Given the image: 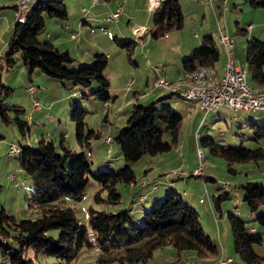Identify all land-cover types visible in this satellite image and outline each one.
Returning a JSON list of instances; mask_svg holds the SVG:
<instances>
[{
  "label": "trees",
  "instance_id": "1",
  "mask_svg": "<svg viewBox=\"0 0 264 264\" xmlns=\"http://www.w3.org/2000/svg\"><path fill=\"white\" fill-rule=\"evenodd\" d=\"M246 1L252 8H264V0ZM46 16L67 18L66 1L37 0L26 15L20 13L17 16L8 46L0 58H5L4 66L9 70L20 59L27 67L30 78L38 68L49 77L77 85L84 98L93 96L102 103L108 102L112 96L111 82L105 73L107 54L96 52L92 63L76 65V58L68 50L40 39L46 26ZM183 26L184 12L180 0H162L153 11L150 33L154 38H160ZM245 30L247 28L238 26V31ZM114 39L126 49L132 61L135 42L138 41L135 38ZM15 54H19L18 59L14 58ZM220 54L214 35L205 34L202 44L183 59L184 73L208 65L215 67ZM246 60L250 80L256 87L263 85V39L256 36L248 38ZM0 88L7 90V94L11 90V87L3 84L1 76ZM172 94L174 92L171 91L170 95L152 102L133 104L126 124L113 138L120 145L125 161L118 170L112 168L111 161H107L104 169L93 171L87 151H91V140L100 137L101 133L88 127L86 116L90 111L80 102L72 103L71 117L77 125L76 137L81 151L74 150L66 143L65 134L61 135L59 143L42 137L37 145L21 144L17 152L20 166L37 189L33 195L34 202L29 204L35 215L19 219L5 207H0V264H75L84 251L96 253V264H110L114 261L121 264H149L154 252L166 246L177 250L176 260L167 264H187L183 253L190 250L195 251L197 257H218L220 248L204 229L198 210L176 187L169 186L165 196H154L150 206L144 207L142 215L136 220L130 208L111 211L90 206L87 210L88 224L81 225L74 206V201L83 196L91 179L100 185L94 199L119 203L123 196L118 184L129 187L137 183L132 163L146 154L155 156L168 152L179 142L183 115L167 103L158 105V102ZM24 112L21 105L5 102L0 92V121H14L23 135L28 129V120L22 118ZM250 125L255 140L264 138V123L252 121ZM165 136L169 139L166 140ZM202 146L207 147L213 155L224 158L234 173L237 171L233 167L236 163L259 164L264 160V147L260 146L222 143L211 136L201 138L200 149L204 154ZM182 173L185 175L179 178L194 175L207 179L208 176L205 170L201 175H195L192 171L190 174L188 171ZM154 183L157 181L152 182L155 193L159 185ZM148 185L144 180L141 187ZM240 187L251 213L258 215V220L264 224V182L247 181ZM103 191L106 192L105 196L102 195ZM145 199V195H139L140 202L143 203ZM216 206L220 209L219 203ZM229 217L236 253L246 264H264V256L255 248L256 244L262 243L263 237L255 235L247 221L235 213H229ZM80 264L92 263L81 261Z\"/></svg>",
  "mask_w": 264,
  "mask_h": 264
},
{
  "label": "rangeland",
  "instance_id": "2",
  "mask_svg": "<svg viewBox=\"0 0 264 264\" xmlns=\"http://www.w3.org/2000/svg\"><path fill=\"white\" fill-rule=\"evenodd\" d=\"M65 1L68 7H70L69 18L73 21L75 15L72 6L81 2H79V0ZM84 1L85 3L83 5H85L88 10H91L90 1ZM183 1L185 13L184 26L179 30L169 32V35L173 39L180 38V41L184 40L183 42H185L189 38V35H194V33L198 32L201 41L202 36L207 30L208 32L212 30L214 34H218V24H222L224 30L229 33V30H227L228 24L231 26L230 32L235 39L236 45H240V40H243V44L247 47L249 35L253 36L251 34L258 33L257 31L264 32V29L260 30L257 25V23L264 24V9H252L249 5H240L237 7L238 9H236L232 4L229 10H219L216 8L215 12L212 5L208 2L201 4V0H195L193 3H186L185 0ZM100 2H107V0H100ZM240 2L244 3L245 0ZM134 3V0H117V4L125 7V10H129ZM31 5L33 6V4L29 3L30 7L27 10L24 9V15L30 11ZM123 10L124 9H122V12ZM15 12L16 10L12 4H4V1L0 0V38L4 37L8 30L6 24L8 19L7 16L10 17L11 14ZM110 13L112 12H109L107 16H109ZM105 19L106 16L103 17L101 24L98 25V28L95 30L101 31L100 34H103L105 31L110 32L111 37L115 34L116 25L112 22L104 21ZM56 20V18L46 16V26L40 34V39L42 41L47 39V33L50 32V29L53 26L56 27ZM127 21L128 20L125 22ZM237 21H240V27L244 28H247L248 24L251 22L256 24V32H254L255 30L252 31L251 27H248L247 33H245V31H238ZM92 24L96 26L97 22ZM100 34L89 31L85 37V44L89 46L100 44L103 48L107 49V52L110 51L113 55L109 60L107 72L112 75V93L114 95L119 94L120 100H118L117 103H112L114 106L110 113V122L105 120L108 109L104 106L102 101L93 96L84 98L80 87L72 82L66 80L60 81L49 77L38 68L35 69L30 78L27 67L22 60L18 59L19 54L14 55V58L18 60L9 70L4 66L5 58L0 59V76L2 82L11 87L8 94L7 90L0 88L1 98L7 103L21 105L25 109L22 118L28 120V129L25 135L21 133L17 123L14 121L9 123L0 121V183L2 184L0 190V207H5L10 214L15 215L19 219L34 217V211L29 204L34 202L33 195L36 194L37 189L20 166L18 153L11 154L9 152L11 144H15L19 147L21 144L37 145L42 137L48 140L53 139L56 143H59L61 135L65 134L66 143L74 150L78 152L81 151V146L76 137L77 125L71 117L72 103L74 101L80 102L84 108L90 111L86 116L88 127L101 133L100 137H94L91 140V151H87L92 160L93 171L99 172L104 169V164H108L106 163L107 161H111L112 168L118 170L124 165L125 161L121 152V147L113 137L119 132L121 127L126 124V110L128 109L125 108L123 111L116 110L120 102H124L123 97L126 90V86H124V89L118 90L119 75L121 72L132 70L129 76L140 79V86L136 84L131 91L132 93L134 89L137 88L140 92H148L150 94L156 87L163 88L162 91L171 92L170 87L164 89L165 86L157 85L158 80L163 78L166 79L164 71L166 63H162L160 60L161 56L170 55L172 59L179 56L177 48L172 47L173 45H170L168 41H166L169 38L160 37L155 39L152 37L151 33H148L145 36L144 42H138L136 45V50L133 55L138 58V65H135L129 60L127 51L126 54H122V52L115 50L117 47L125 49L124 47L122 48L118 45L115 40L112 41L113 43H109V39ZM78 35V39L83 40L82 34L78 33ZM219 46L221 53L220 59L222 58V60H224V49L221 45ZM63 50H66V48H63ZM232 52L233 58H236L233 50ZM111 69H113V72H111ZM147 78L150 80L149 86L146 84ZM179 82H176V84H181V80ZM249 82L254 85L250 80ZM29 85H34L36 87L37 91L35 95H31L27 91ZM35 98L42 105L39 109L40 113L33 112L32 110ZM152 99L153 98L147 100L145 103L151 102ZM167 100H172V107L184 115L180 126L179 142L168 152L156 156L146 154L140 160L132 163L137 175V183L129 187L118 184V189L123 196L119 203L94 199V195L100 190V185L94 179H91L83 196L74 201L80 224H88L87 210L90 206L96 209H109L111 211L130 208L134 220L138 219V217H140V211H143L144 207L150 206L154 196L158 194L165 196L169 185L163 180V177H171L176 179L178 183L176 188H178L179 192L198 210L204 229L210 234L212 240L218 244L220 248L218 262L221 258L230 257L234 260L233 264H246L235 251V239L231 230L229 213H235L238 217L246 220L248 227L253 226L257 228L254 234L262 236L263 241L261 244H256L255 248L261 256H264V224L258 220V215L251 213L247 202L244 200L243 189L240 187L244 182L259 181V179H261L260 174L262 171L257 163H236L233 167L237 168L239 172L234 173L230 171L228 163L224 158L213 155L207 147L202 146L207 165L205 174L214 179H205L203 176L194 175L179 178L180 175L178 174V172L182 173L186 171L182 170L180 172L179 170L182 169V167L189 169L194 165V154L197 159V149L199 150L200 148L197 147L194 135L198 131L202 132V137H205L204 135L209 136L208 134H210L214 136L213 138L215 140L227 144L238 145L243 143L244 146L248 147H256L264 144V140L257 142V140L251 139V132L253 130L248 126L247 122L241 123V121L238 120V115L245 113L251 116L249 121L254 120L256 123H262L264 122V110L246 112L241 110L234 114L224 109L222 111L220 110L224 117L219 118L217 112H211L206 116L204 112L201 111L200 105V107L193 106L191 111H187V105L183 97H180L177 93H174L172 97H167ZM116 112L120 113V115H116ZM12 114L14 115V113ZM28 116L31 117L28 118ZM107 135L112 137L111 143L105 142ZM165 139L168 140L169 138L165 136ZM199 141L201 145V138ZM179 156L181 157L180 160L177 159ZM263 163L264 160L261 161V164ZM252 169L254 170L252 171ZM262 169L264 170V167H262ZM191 171L192 169H189L188 173L190 174ZM13 174H15V179L9 180V177ZM143 177L146 182L148 180L149 185L145 188L143 187L142 189L136 190L137 187H141V180ZM153 181L162 182L155 193L152 190ZM225 183L230 184L232 189L228 190ZM140 194L146 196L143 203L139 201ZM102 195L105 196L106 192L103 191ZM202 198L205 200V203L200 201ZM217 203L220 204V209L217 208ZM48 232H51V230ZM30 255L33 256L32 253ZM95 255L96 253L94 252L90 254L89 251H84L82 257H79L75 264H80L81 261H90L92 264H96L94 262ZM176 258L177 250L172 246H166L157 249L148 263L167 264L176 260ZM216 258L217 257L211 255H207L206 258L197 257L196 252L192 250L184 251L183 253V259L187 264H216ZM3 264H7V262H3ZM110 264L121 263L114 261Z\"/></svg>",
  "mask_w": 264,
  "mask_h": 264
},
{
  "label": "crops",
  "instance_id": "3",
  "mask_svg": "<svg viewBox=\"0 0 264 264\" xmlns=\"http://www.w3.org/2000/svg\"><path fill=\"white\" fill-rule=\"evenodd\" d=\"M3 1H4V4H12V6L15 8L16 12L12 13L10 17L7 16L8 19H7L6 24H7L8 30H7V33L4 35V37L0 38V58L4 54V52H5V50H6L7 46H8V41H9L11 35H12V32H13L14 21L17 18V16L20 14V12L16 8V6L22 0H3ZM36 1L37 0H33V1L29 2V3L30 4H35ZM87 1H90L89 3H90L91 10H88L87 7H85V5H83L85 3L84 0L83 1L79 0V2H81V3H76V4H74L72 6L73 12H74V15H75V19L73 21L69 18L70 7H68V5H67V8H68V17L67 18L61 19V18L53 17V18L57 19L56 20V27L53 26L50 29V32L47 33V36H48L47 39L44 40V41H50V42L54 43L56 46H58L62 50H63V48H66V50H68L76 58V65H79L81 63L92 62V60L94 58V54L96 52H103V53L107 54V56H108V65H109V60L113 56L110 51L107 52L106 51L107 49L103 48L100 44H94L93 46H89V45L85 44L86 43L85 42V37H86L87 33H89V31L90 32H96V33L100 34L101 31H97L95 29L98 28V25L101 24V21L103 20L104 16H106V19L104 21L112 22L113 24L116 25L115 34H113L111 37H110V32H107V31L103 32V34H100V35H104V37H107L109 39V41H110L109 43H113L112 41L115 40L114 39L115 37H122V38H128V39H134L135 38L137 40V37H136V35L134 33V29H135V27L140 26V25H146L148 27V31L146 32L145 36L148 33H150V28L152 26L153 11H149V9H148V0H134L135 3H134V5L132 7L129 8V10H127V9L125 10V7H123V9H124L123 12H121L119 18L116 19V20H108L107 19V17H108L107 14L109 12H114L117 9V7L120 4V3L117 4V0H114V1L107 0V2H100V0H87ZM240 1H242V0H212V1L201 0L200 3L201 4H205L206 2H208L209 4L212 5V8H213V10L215 12H216V8L219 9V10L220 9L229 10L230 9V5H232V4H233L232 6H234L236 9H238L237 7L240 6V5H244V6L249 5L246 0H245L244 3H241ZM185 2L186 3H193V2H195V0H185ZM180 3H181V6H182V10L184 12V1L180 0ZM252 9H258V8H252ZM261 9H264V8H261ZM22 13H23V11L21 12V14ZM184 19H185V13H184ZM126 20H128V21L125 22ZM94 22H97L96 26H94L92 24ZM236 24H237V28H238V26L241 25V22L237 21ZM257 25L259 26L260 30L264 29V27H263L264 24L263 23H257ZM257 25L251 22V23L248 24V27H251V30L254 31L255 27ZM248 27H247V30H245V33H247V31H248V29H249ZM220 28L223 29L224 32H226L224 30V26L222 24H218V27H217L218 34H214V32L212 30H210V29H209L210 31L208 32V30H207V32L205 34L212 33L214 35V37L216 38V40L218 42V45H221L223 47V49H224L225 59L222 60V58H221V59H219L220 62L218 61L215 64V67H216V69L218 71V75L221 77L225 73V66H226V63L228 61V55L226 53V50H225L224 46L218 40V35H219V32H220ZM227 30H229V33L228 32H226V33H228L230 36L233 37V35L230 32L231 26L228 25V24H227ZM254 32H256V30ZM257 32L258 33H253L251 35L263 39L264 38V35H263L264 32H261V31H257ZM78 33L82 34V36H83L82 39L83 40L78 39L79 38L78 37L79 36ZM199 35L200 34L198 32L194 33V35H189V38L185 42H183L184 40L180 41V38L179 39H173L169 35V33H167L166 35L162 36V37H165L166 39L169 38L166 41H168V43L170 45L172 44L173 45L172 47L177 48V53L179 54V56L177 58H174V59H172V56H170V55H168V56H166V55L164 56L163 55L160 58L162 63L163 62L166 63V66L164 68L165 78L169 82H171V83L179 82L181 80V78L183 77L184 68H183L182 61L195 47H198L199 44L200 45L202 44V38H201V41H200ZM145 36H144V39H145ZM249 37H251V36L249 35ZM155 39H158V38H155ZM170 39H171V41H170ZM175 40H177V41H175ZM241 41H242V44H241ZM138 42H135L134 52L136 50V45L138 44ZM148 42L152 43L151 41H148ZM118 45H120V44H118ZM63 46H65V47H63ZM121 47L123 48V46H121ZM219 48H220V46H219ZM115 50L116 51L118 50L119 52H122V54H126V50L125 49H120L119 47H117V48H115ZM232 50L234 51V55L236 56V58H234L235 65L238 66V67H241V68H246L247 71H248V79L250 80V75H249V70H248V63H247V60H246V47H245V44H243V40H240V45L237 46L236 43H235V39H234V46H233ZM220 56H221V54H220ZM131 62L134 63L135 65H138V58L135 57V55H133V60ZM108 65L106 67L105 73L109 77L110 82L112 83V80H111L112 79V75L107 72ZM131 71L132 70H128L127 72L126 71L125 72H121V74L119 75L120 79H119V82H118V84H119L118 90L124 89L125 88L124 86H126V90L124 92V97H123L124 98L123 99L124 102H120V104H119V106H118V108L116 110L123 111L125 108H128L126 110L127 117L129 115L130 111L132 110L133 104L135 102L145 103L147 100H149L151 98H153L152 101H154V100H157L158 98H160L162 96L171 94V92H169V91H162L163 88L161 89L160 87H156L155 89H153L150 94L148 92H140V91H138L137 88L134 89V91L132 93L131 91H132V89L134 88V86L136 84H138V86H140V83H139L140 79L136 78V77H130L129 74H131ZM111 72H113V69H111ZM156 76H158V75H156ZM250 81L253 82L252 80H250ZM149 83H150V80H149V78H147V81H146L147 86H149ZM174 84H176V83H174ZM253 84H254V82H253ZM157 85L160 86L159 82H157ZM254 86H256V84ZM164 89H168V86H166ZM110 93H111L112 98L108 102L103 103L104 106L108 109V114H107L105 120H107L109 122L111 121L110 113L112 111V107L114 106V105H112V103L113 102L117 103L118 100H120L119 99L120 98L119 94H115L114 95L112 93L111 85H110ZM173 95L174 94H172V96ZM172 96H170V97H172ZM184 101H185V103L187 105V108H186L187 111H191L193 109V106H199L198 103L188 102L185 99H184ZM163 103H167V104L173 106L172 100H167L166 99L164 101L158 102V105H161ZM41 107H42L41 104H40V106L38 108H34V106H33L32 110H33V112L35 111L37 113H40L39 109ZM224 109H226L227 111H231L234 114H236V113L241 111V110L233 111L227 106H222V107H220L217 110L210 111V112L204 113V114L207 116L211 112H217L219 114L218 117L222 118L224 116L220 112V110L222 111ZM175 110H177V109H175ZM242 111L246 112V111H257V110H242ZM178 112L181 113L180 111H178ZM181 114L183 115V113H181ZM241 114L242 115H240V114L238 115V120L241 121V123L247 122L248 126L252 129V126L250 124L254 120L249 121L250 118H251L250 115H247L245 113H241ZM116 115H120V113L116 112ZM30 117L31 116H28V118H30ZM183 118H184V115H183ZM262 123H264V122H262ZM199 126H200V124H199ZM208 135L211 136V137H214V136H212L210 134H208ZM202 136H203V134L200 131L196 132V134L194 135V140L197 143V147L198 148H201L199 140H200V138H202ZM204 136L206 137L207 135H204ZM252 136H253V134H252ZM252 136H251V139H254ZM261 140H264V138H261V139L257 140V142L261 141ZM111 141H112V137L110 135H107V137L105 139V142L111 143ZM259 146L260 147H264V144H261ZM259 146H256V147H259ZM197 153H198V149H197ZM194 158H195L194 165H192V167L189 168L190 170L191 169L193 170V168L195 167V165H196V163L198 161V154H197V159L195 157V154H194ZM177 159L180 160L181 157L179 156V157H177ZM258 165H259L258 167L262 171L261 174H260V176H261L260 178L261 179H259V181L264 182V170L262 169V167H264V163L261 164V162H260ZM206 168H207V165L205 167V170H206ZM189 169H187L185 167H182V169H180L179 171L180 172L182 170L188 171ZM235 169L237 170L235 173H238L239 170L237 168H235ZM253 170L254 169H252V171ZM205 173H206V171H205ZM178 174L181 175V176L185 175V174L179 173V172H178ZM163 178H164L163 180H165L166 183L169 186L176 187L177 184H178L174 178H171V177H163ZM13 179H15V174H13L12 176L9 177V180H13ZM144 179L145 178L143 177V179L141 180V184H142ZM207 179H213V178L207 176ZM153 182H155V181H153ZM146 183L148 184V180H147ZM244 183H246V182H244ZM154 184L160 185V184H162V182L160 181V182H157V183H154ZM226 184H228V183H226ZM142 188L143 187H137L136 190L137 189H142ZM227 189L228 190L232 189L231 185H230V188H227ZM184 193H186V192H184ZM200 201L202 203H205V200L203 198L200 199ZM142 213H143V211H140L139 216H141ZM250 230L255 232L257 230V228L252 226V227H250ZM216 259H217V260H215L216 264H218V257Z\"/></svg>",
  "mask_w": 264,
  "mask_h": 264
},
{
  "label": "built area",
  "instance_id": "4",
  "mask_svg": "<svg viewBox=\"0 0 264 264\" xmlns=\"http://www.w3.org/2000/svg\"><path fill=\"white\" fill-rule=\"evenodd\" d=\"M30 0H22L18 4V11L21 13L24 9L29 5ZM162 0H148V9L149 11H154L161 3ZM123 6L120 5L117 9L110 13L107 17L108 20H116L119 18L122 12ZM222 30L223 35L227 42L229 43V53H228V62H227V72H226V85L221 87V90H209V83H215L214 77L204 76V66L197 70H193L196 72V78H198V85L193 86L191 90H188L193 94V96L197 97V102L201 103V110L204 113H208L210 111H214L219 109L222 106H227L233 111L239 110H264V96H253L251 95L246 87H244L240 82V68L235 65L232 48L234 43L231 41V36L228 33ZM148 31V27L146 25L137 26L134 30L136 36H142L144 40V36ZM185 75V73H184ZM160 86L167 85L168 80L160 79ZM175 90H182L181 88L175 87ZM27 91L31 95H35L36 87L34 85H29L27 87ZM40 102L35 98L33 102L34 108H38L40 106ZM20 150V147L11 144L10 151ZM206 167V161L203 159V156L198 150V162L195 168L192 171H201L204 172ZM226 188H230L229 184L225 183ZM233 258H222L218 264H233Z\"/></svg>",
  "mask_w": 264,
  "mask_h": 264
},
{
  "label": "bare ground",
  "instance_id": "5",
  "mask_svg": "<svg viewBox=\"0 0 264 264\" xmlns=\"http://www.w3.org/2000/svg\"><path fill=\"white\" fill-rule=\"evenodd\" d=\"M31 1H33V0H30L29 2H31ZM209 1H212V0H209ZM136 37H137V40L139 42L144 41L142 39V36H136ZM218 40L225 47L226 53L228 55L229 43L225 39L222 30H220ZM231 41H232V43H234L232 36H231ZM239 68H240V82L244 87H246L248 92L253 96H264V84L259 86V87L252 85L248 80L247 69L241 68V67H239ZM226 72H227V63L225 66V73L221 77L218 75V71H217L216 67H214V66L205 67L204 76L214 77V80H215V83H209V90H221V87L226 85ZM179 83L173 84V83L168 81L166 86L170 87L172 92L179 93L181 95V97H183L188 102H195L201 106V103L197 102V97L193 96V94L188 91V90H191L193 88V86L198 85V78H196V72L195 71L185 72V75H183V77L181 79V84H179ZM175 87L181 88L182 90H175ZM199 150H200L201 155L203 156V159L205 160L204 155L202 153V150L201 149H199ZM17 152H18V150H14V151H11L10 153L12 154V153H17ZM192 173L195 175H201L202 174L201 171H192Z\"/></svg>",
  "mask_w": 264,
  "mask_h": 264
}]
</instances>
